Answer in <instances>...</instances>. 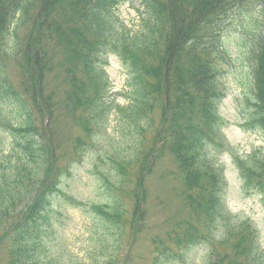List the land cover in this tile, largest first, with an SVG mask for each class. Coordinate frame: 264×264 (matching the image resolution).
I'll list each match as a JSON object with an SVG mask.
<instances>
[{
	"label": "trees",
	"instance_id": "obj_1",
	"mask_svg": "<svg viewBox=\"0 0 264 264\" xmlns=\"http://www.w3.org/2000/svg\"><path fill=\"white\" fill-rule=\"evenodd\" d=\"M121 1L0 0V130L11 137L7 153L0 154L5 264H46L43 237L58 198L95 214L119 243L142 234L148 229L146 182L165 156L176 166L189 214L166 219L173 226L165 240L149 238L152 264L183 262L198 244L208 247L206 264H264L253 223H228L224 167L212 154L229 153L243 191L260 196L264 206V154L242 157L224 145L218 109L224 99L223 24L233 9L243 14L254 5L257 24L248 30L255 64L250 126L264 130V0H140L145 18L134 33L116 26ZM109 55L126 70L127 124L151 138L143 142L141 136L145 148L114 167L120 181L107 203L92 205L61 193L84 141L75 138L66 148L55 126L64 111L91 139L87 118L105 108ZM7 61L16 65L19 82L12 83Z\"/></svg>",
	"mask_w": 264,
	"mask_h": 264
},
{
	"label": "rangeland",
	"instance_id": "obj_2",
	"mask_svg": "<svg viewBox=\"0 0 264 264\" xmlns=\"http://www.w3.org/2000/svg\"><path fill=\"white\" fill-rule=\"evenodd\" d=\"M114 14L116 26L127 28L132 33L141 29L145 18L140 0H122ZM257 16L258 9L254 5L243 14L239 9H233L221 30L223 60L220 87L224 94L218 106L221 133L224 145L227 144L233 153L242 157L252 152L264 154V130L250 126L254 113L251 104L255 64L248 30L256 26ZM107 59L105 70L110 89L102 101L104 110L87 118L92 126L91 139L88 141L84 137L81 128L64 111L60 113L63 122L55 126L56 137L66 148L75 138L84 141L79 152L80 162L73 166L71 176L62 180L61 193L92 205L107 203L109 192H114L120 181L114 167L123 164L129 157L138 156L140 149L145 148L141 144L151 138L150 132L140 133L133 124H127L130 91L126 70L114 55H109ZM6 63L12 83L19 82L16 65L10 61ZM141 136L144 137L142 143ZM10 143L9 133L0 130V154L7 153ZM212 154L224 167L226 187L222 202L228 223L234 225L250 220L258 231L260 249L264 251V206L261 197L243 191L229 153ZM155 167L146 182V231L136 237L128 236V240L119 243L114 230L103 228L95 214L88 209L72 208L58 198L50 214L49 229L43 237L42 259L46 264H152L154 248L149 238L159 236L165 240V232L173 226V222L166 219L176 216L177 220L189 214L182 205L181 185L171 158L165 156ZM123 201L128 203L126 199ZM219 236L214 240H219ZM209 258L207 245L198 244L185 252L183 262L177 260L166 264H206ZM5 260L6 252L0 250V264H5Z\"/></svg>",
	"mask_w": 264,
	"mask_h": 264
}]
</instances>
